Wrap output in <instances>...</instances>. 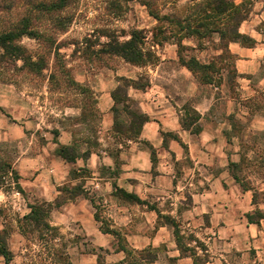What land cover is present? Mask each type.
<instances>
[{
  "label": "crops",
  "instance_id": "obj_1",
  "mask_svg": "<svg viewBox=\"0 0 264 264\" xmlns=\"http://www.w3.org/2000/svg\"><path fill=\"white\" fill-rule=\"evenodd\" d=\"M248 35L255 39L251 46L237 41L228 44L240 79L248 81L245 87L250 90L242 93L246 100L256 92L255 83L251 84L256 77L259 84L264 83V74L255 76L264 69V37ZM166 44L170 48L160 51V63L151 68L149 85L127 88L135 107L148 119L138 136L124 137L126 146L120 142L115 151L106 147L103 133L114 132L116 102L112 96L115 88L103 87L98 101L102 113L98 133L102 135L97 138V149L87 141L91 139L86 134L91 130L89 120L84 128L82 152L90 149V155L75 163L59 156L58 142L71 145L78 139L72 130L57 126L56 139L18 157L14 168L24 191L15 183L11 191L0 188V206H6L11 197L13 209L19 211L12 221L0 216V232L7 231L13 255L11 264L26 263L17 259L27 239L19 220L30 211L29 204L55 203L64 198L59 188L78 184L86 194L55 207L49 221L63 236L81 235L82 257H92L96 264H100L98 254L106 264H127L129 259L118 249V239L102 230L103 221L119 230L134 252L151 249L156 254L153 264H195L196 257L200 264H264V202L254 200L251 189L236 179L230 167L238 163L242 143L248 141L251 131H264V103L228 99L219 104L217 92L208 91L214 84L196 80L181 63V52L173 49L175 43ZM167 57L178 59L180 66L167 69ZM190 110L199 117L191 119ZM8 138L9 129L1 128L0 140ZM74 168H87L90 175L74 178ZM121 190L137 195L142 202L125 198ZM98 205L104 208L101 221L96 219ZM88 239L90 248L85 242ZM0 264H6L1 253Z\"/></svg>",
  "mask_w": 264,
  "mask_h": 264
},
{
  "label": "rangeland",
  "instance_id": "obj_2",
  "mask_svg": "<svg viewBox=\"0 0 264 264\" xmlns=\"http://www.w3.org/2000/svg\"><path fill=\"white\" fill-rule=\"evenodd\" d=\"M218 1L74 0L63 11L64 21H68L65 26L53 28L47 21L39 25V29L49 33L52 38L44 40L23 36L18 40L26 50L28 61L26 57L17 59L10 52L0 49V129L10 131V138L0 140V158L15 166L24 151L34 153L48 141L56 139L57 126L74 132L76 139L81 142L79 149L82 152L85 148L84 132H87L84 130L87 126L85 123H88L81 120L84 113L89 114L88 128L91 129L86 134L91 136V142L95 143L97 149V138L102 135L98 133L102 129V113L98 107L100 91L103 87L112 90L125 86L127 81L121 79L122 76L151 79V68L160 63V51L170 48L166 42L175 43L173 49L179 50L187 60L194 57L209 64V69L201 71L199 76L202 78L203 73L207 76L210 74L209 80L214 85L211 88L209 86L208 91L213 90V94L217 92L219 104L226 103L228 99L245 104L250 101L264 103V83L259 84V77L251 83H255L253 87L256 92L251 94L249 100L243 99L245 96L242 93L248 94L250 89L245 87L248 81L240 79L236 57L224 48L227 41H221L218 33L211 34L208 31L219 26L223 31L239 27L240 31L246 30L248 34L255 33L263 38L264 0H227L228 10L223 13L217 11L216 7L222 8ZM15 11L12 14L0 10L5 23L12 20L17 12H24V9L19 7ZM194 11L202 12L203 15L194 17L193 24L187 30L185 27L190 22L183 21ZM152 13L159 14L161 18H155ZM244 16L247 19L240 23ZM200 22L206 24V27H200L199 32L207 36H190L188 32L197 28ZM135 29L143 31L146 36L145 49H153L159 56L158 61L154 60L146 66H135L122 56L107 52V42L112 39H130ZM31 60L37 62L34 69L30 67ZM166 61L167 69L174 65L180 66L178 59L167 57ZM263 74L264 69H261L255 76ZM195 78L201 81L198 76ZM191 104L187 102L189 108ZM129 107L135 110L134 101L129 103ZM118 108L120 112L115 130L130 120L124 110V103H119ZM251 132L248 141L242 143V155L238 163L230 167L240 182L251 189L254 200L264 202V131L253 129ZM103 134L106 147L109 146L112 151L119 148L120 142L127 144L125 136L113 130ZM12 181L11 173L6 177L0 176V188L11 191ZM22 196L28 199L26 194ZM13 203L10 197L6 206H0L1 217L9 221L16 218L19 211L13 209ZM98 209V214L102 216L104 208L98 205ZM39 235L36 232L26 239L18 261L29 264H66L58 255L62 253L75 264H96L94 258L82 257L81 235H64L61 240L54 241L49 240V236L43 239ZM85 242L90 244L89 239ZM90 247L91 244L87 246ZM58 248L60 252L57 253Z\"/></svg>",
  "mask_w": 264,
  "mask_h": 264
},
{
  "label": "trees",
  "instance_id": "obj_3",
  "mask_svg": "<svg viewBox=\"0 0 264 264\" xmlns=\"http://www.w3.org/2000/svg\"><path fill=\"white\" fill-rule=\"evenodd\" d=\"M74 0H0V10H7L12 12L14 14L16 11L15 9H18L19 7L24 9V12L19 13L17 12V15H14L13 19L9 22H6L3 20V15L0 14V26L3 27V29L0 30V49H3L5 51L10 52L12 55H14L17 59L22 58L24 59L26 57V50L24 47L19 44L18 40L23 36H29L36 39H43L44 40L49 38H52L49 33L42 32L39 29V25L47 21L50 23V25L53 28H60L62 26H65L68 21H64L65 17L63 16V11L69 7ZM219 5L222 8H217L218 12H227V0H219ZM23 4V6H22ZM26 6V8H24ZM239 6V5H238ZM155 18L160 19L161 17L159 14H154ZM203 15L202 12H192L189 16L186 17V19L183 22H190L185 27V29L189 30L191 27L190 25L193 24V18L198 16L200 17ZM247 19V16L242 17L240 20V23ZM181 21V22H182ZM9 23V24H8ZM196 27V26H195ZM200 27H206V24L203 22H200V25H198L197 28H193L194 30L191 32H188L190 36H201L205 37L207 34H200L199 28ZM220 27V26H219ZM219 27H213L212 29L208 30L212 33H218L220 36L221 41H227L224 48H226L228 51V44L231 41H237L241 42L245 45H253L255 43V39L252 38L250 35L243 33L239 30V27H237L236 30H221ZM145 39L146 36L143 35V31L141 29H135L131 33V38L120 41L118 39H112L111 41L107 42V52L112 53L115 55L122 56L124 59H126L128 62H130L133 65L136 66H146L148 64H152L154 60H159V56L153 49H145ZM27 58V57H26ZM28 61V58H27ZM180 61L188 67L196 76H198L201 79V82L203 83H213L207 74L203 73V77L199 76V73L204 71L205 69L208 70L209 64L202 63L197 58L191 57L190 59L184 58L182 54L180 55ZM37 65V62L34 60H31L30 67L32 69L35 68ZM208 68V69H207ZM205 70V71H206ZM206 76V77H205ZM121 79H124L127 81L125 86H118L113 92L112 96L116 102V106L114 107L116 121L114 125V131H116L118 134L124 135L125 138H135L140 133V129L142 127V124L148 119V116L143 114L140 110H138L135 107V110L129 109V103L132 102L131 98L128 96L127 88L129 86H133L136 88L145 89L149 85V80L143 79H132L127 77H122ZM120 79V80H121ZM119 103H124V110L127 112V115L129 116V121L125 122V125L122 128H116L118 125L117 117L119 115ZM118 104V106H117ZM130 110V111H129ZM94 113L90 114L93 115ZM190 118L191 119H197L199 115L190 110L189 111ZM84 117H82V122H87L89 114L84 113ZM59 131H55L56 137L58 136ZM57 141V140H56ZM89 144L92 146V144H95L91 142L92 140L89 138L87 140ZM58 142V141H57ZM59 145L56 149V152L59 156H61L64 160L75 163L78 158L80 157H87L90 155L91 150L88 149L85 152H81L79 149V140L74 142L71 145H65L60 142H58ZM91 148V147H90ZM233 165L237 163H231ZM11 173L13 175V181L12 183H15L16 187L20 191H24L19 184L20 175L18 171L14 168L13 164L11 162H7L5 159L0 158V176L6 177ZM71 175L75 178L80 176H89L90 171L87 168H80L78 170L77 168L72 169ZM238 181L239 178L235 176ZM245 186V185H244ZM60 191H62L66 196L63 199H58L55 203L47 202V201H38L35 203H30V211L25 214L19 221H20V229L22 233L26 236L27 239H29L34 233L38 232L40 233V237L43 238L45 236H49V240L54 241L57 239H62L63 235L59 231L58 227L51 225L49 218L51 215L52 210L55 207L60 206L62 203L73 200L77 198L81 194H86L84 192V189L82 187V184H78L76 186H69L64 185L61 188H59ZM121 195L125 198L136 201V202H142V200L135 194L128 193L124 190H121ZM96 219L98 221L100 220L99 214L96 213ZM250 219L254 220L253 216L250 215ZM102 230L107 233L113 234L116 239H118V249L124 250L128 254L127 264H153L156 258V254L151 249H145L141 251H135L128 248L126 245V240L122 236L121 232L119 230L111 228L105 221H103L102 224ZM44 239V238H43ZM48 239V238H47ZM180 245L181 239L179 240ZM63 245V244H62ZM60 248L57 249V253L60 252ZM102 249V248H101ZM0 253L5 257L6 264H11V261L13 259L12 252L10 251L8 247L7 242V231L0 232ZM63 261H65L66 264H75L74 262H71L68 257H64V255L61 253L58 254ZM53 261V259H52ZM98 262L100 264H106L102 260V255L98 254ZM29 264V263H24ZM53 264V262H52ZM195 264H200V258H195Z\"/></svg>",
  "mask_w": 264,
  "mask_h": 264
}]
</instances>
